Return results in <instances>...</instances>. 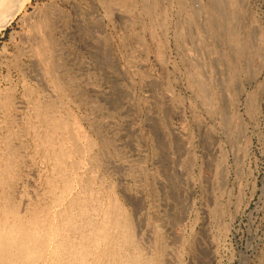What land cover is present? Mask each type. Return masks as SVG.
I'll return each mask as SVG.
<instances>
[{
	"label": "rangeland",
	"instance_id": "374dc122",
	"mask_svg": "<svg viewBox=\"0 0 264 264\" xmlns=\"http://www.w3.org/2000/svg\"><path fill=\"white\" fill-rule=\"evenodd\" d=\"M31 216L32 264H264V0H0L1 236Z\"/></svg>",
	"mask_w": 264,
	"mask_h": 264
},
{
	"label": "bare ground",
	"instance_id": "6f19581e",
	"mask_svg": "<svg viewBox=\"0 0 264 264\" xmlns=\"http://www.w3.org/2000/svg\"><path fill=\"white\" fill-rule=\"evenodd\" d=\"M6 15V14H5ZM11 15V14H10ZM13 15V14H12ZM11 17V16H10ZM9 18V17H8ZM9 20V19H8ZM7 21V20H6ZM5 23H7V22H5ZM4 23V24H5ZM2 25H3V23H2ZM52 174V173H51ZM67 174V173H66ZM58 176V175H57ZM68 176V175H67ZM73 177V176H72ZM71 177V178H72ZM54 179V178H53ZM57 179V178H56ZM55 179V180H56ZM63 179V178H62ZM46 180V179H45ZM49 180H50V178H49ZM54 180V181H55ZM59 180V179H58ZM50 181H53L52 179L50 180ZM49 182V181H48ZM56 182V181H55ZM90 183V182H89ZM49 184L51 185V183L49 182ZM46 185V184H45ZM54 186V185H53ZM52 186V187H53ZM76 186V185H75ZM56 187V186H55ZM70 187V186H69ZM64 188V187H63ZM55 189V188H54ZM62 189V188H61ZM66 189H68L69 190V188H68V186H67V188ZM43 190V189H42ZM50 190L52 191V189L50 188ZM67 190V191H68ZM49 191V190H48ZM63 191V190H62ZM37 192V191H36ZM53 192H55L54 190H53ZM77 192V191H76ZM91 192H92V190H91ZM58 193V192H57ZM64 193H66V192H64ZM69 193V192H68ZM71 193H73V192H71ZM59 194V193H58ZM57 194V195H58ZM70 194V193H69ZM51 195V194H50ZM63 195V194H62ZM61 195V196H62ZM71 195V194H70ZM78 194H76V196H77ZM80 195V194H79ZM90 195V194H89ZM64 196H65V194H64ZM76 196H72L73 198L74 197H76ZM55 197H56V195H55ZM60 197V195L58 196V198ZM92 197V196H91ZM97 197V196H96ZM40 198V197H39ZM42 198V197H41ZM57 198V197H56ZM81 198H82V195H81ZM98 198V197H97ZM36 199V198H35ZM54 199V198H53ZM64 199V198H63ZM69 199H71V198H69ZM83 199V198H82ZM81 199V200H82ZM103 199V198H102ZM42 200H43V198H42ZM46 200V199H45ZM52 200V199H51ZM60 200H61V198H60ZM66 200V199H65ZM68 200V199H67ZM66 200V201H67ZM77 200V199H76ZM44 201V200H43ZM42 201V202H43ZM54 201V200H53ZM56 201V200H55ZM72 201V200H71ZM85 201V200H84ZM42 202H41V204H42ZM51 202V201H50ZM63 202H65V201H63ZM98 202V201H97ZM54 203H56V202H54ZM53 203V204H54ZM66 203V202H65ZM69 204H70V201L68 202ZM67 203V204H68ZM85 203V202H84ZM87 203V202H86ZM88 203H90V202H88ZM104 203V202H103ZM35 204V203H34ZM45 204V203H44ZM48 204V203H47ZM62 204V203H61ZM108 204V203H107ZM36 205V204H35ZM52 205V204H51ZM59 205V204H58ZM65 205V204H64ZM73 205H75V206H77V207H79V210L81 211V213H85V210L87 209L84 205H83V203H81V202H79V201H75V202H73ZM93 205V204H92ZM104 205V204H103ZM110 205V204H109ZM43 206V205H42ZM54 206V205H53ZM67 206V205H66ZM106 206V205H105ZM29 207H31V206H29ZM39 207V206H38ZM44 207V206H43ZM42 207V208H43ZM62 207V206H61ZM60 207V208H61ZM64 207V206H63ZM67 207H69V206H67ZM88 207V206H87ZM96 207V206H95ZM45 208H47L46 207V204H45ZM49 208V207H48ZM56 208V207H55ZM59 208V207H58ZM75 208V207H74ZM86 208V209H85ZM94 208V207H93ZM98 208V207H97ZM102 208V207H101ZM35 209V208H34ZM77 209V208H76ZM65 210V209H64ZM89 210H90V208H89ZM118 210V209H117ZM65 211H67V210H65ZM108 211V210H107ZM39 212H41V211H39ZM46 212H47V210H46ZM64 212V211H63ZM75 212V211H74ZM74 212H72V213H74ZM87 212V211H86ZM43 213H44V211H43ZM71 213V214H72ZM76 213V212H75ZM74 213V214H75ZM90 213V212H89ZM99 213V212H98ZM35 214V213H34ZM45 214V213H44ZM51 214H53V211H52V213ZM51 214H49V215H51ZM76 214H78V213H76ZM29 215V214H28ZM62 215V214H61ZM86 215V214H85ZM88 215V214H87ZM60 216V215H59ZM65 216H66V214H65ZM68 216V215H67ZM106 216V215H105ZM110 216V215H109ZM109 216H108V218H109ZM119 216V215H118ZM9 217V216H8ZM28 217V216H27ZM30 217V216H29ZM28 217V218H29ZM38 217H40V216H38ZM46 217V216H45ZM71 217H72V215H71ZM73 217H75V216H73ZM79 217V216H78ZM27 218V219H28ZM50 218V217H49ZM76 218V217H75ZM80 218V217H79ZM81 218H83V217H81ZM96 218V217H95ZM102 218V217H101ZM111 218V217H110ZM118 218V217H117ZM17 219V218H16ZM41 219V218H40ZM45 219V218H44ZM43 219V220H44ZM70 219V218H69ZM102 219H104V218H102ZM9 220H11V219H9ZM9 220H8V222H9ZM15 220V219H14ZM42 220V221H43ZM56 220V219H55ZM93 220H94V218H93ZM97 220V219H96ZM3 221V220H2ZM53 221V220H52ZM72 221H73V219H72ZM77 221V220H76ZM79 221V220H78ZM87 221H89V220H87ZM44 222V221H43ZM46 222V221H45ZM45 222H44V224H45ZM75 222V221H74ZM85 222V221H84ZM99 222V221H98ZM16 223V222H15ZM49 223H50V220H49ZM49 223H48V225H49ZM62 223H64V221L62 222ZM71 223V222H70ZM79 223H81V222H79ZM68 223H66V225H67ZM73 225L72 226H74L76 229H79L80 231H83V228L84 227H81V226H79V227H77V225H75L74 223H72ZM85 225L87 224V223H84ZM90 224H91V222H90ZM98 224V223H97ZM115 225L116 226V224L117 223H114V222H112V221H109V219H105L103 222H101L100 224H98V225H96V224H92L91 225V227H90V231H89V233H85L84 234V238H86V239H88V237L89 236H91V239H92V241L94 242V245L96 244V243H99V241L101 240V241H107L108 239H109V237H110V235H109V233H108V226H110L111 227V225ZM6 225H7V223H6ZM47 225V226H48ZM51 225V224H50ZM56 225V224H55ZM69 225V224H68ZM38 226H40V221H39V219H37V217L36 216H31V218H30V220L25 224V225H22L20 222H18L17 224H15L13 227H11L10 228V233L8 232L7 233V235L6 236H4V237H2L3 235L2 234H0V264H32L34 261H39V259H42L43 258V254H42V252H43V250H44V248H45V245L46 244H48V242H49V236H47V234H43V233H41V235L38 233V230L40 229H38ZM52 226V225H51ZM65 226V225H64ZM69 227V226H68ZM2 228V227H1ZM44 229H46V227L44 228ZM57 229V228H56ZM64 229V228H63ZM73 229V228H72ZM68 230H69V228H68ZM85 230V229H84ZM87 230V229H86ZM54 231V230H53ZM6 232V231H5ZM47 232V231H46ZM58 232V231H57ZM65 232V231H64ZM63 232V233H64ZM1 233V232H0ZM74 233V232H73ZM79 233V232H78ZM122 233V232H121ZM62 234V233H61ZM65 234H67V233H65ZM68 234H71V233H69L68 232ZM2 235V236H1ZM11 235H13V236H11ZM53 235V234H52ZM63 235V234H62ZM83 235V234H82ZM117 235V234H116ZM55 236V235H54ZM53 236V237H54ZM120 236V235H119ZM122 236V235H121ZM73 237H75V236H73ZM51 238V237H50ZM66 238V237H65ZM77 238H79L78 236H77ZM55 240H56V238H54ZM57 239H59V238H57ZM61 239H63V238H61ZM123 239V238H122ZM113 240V239H112ZM111 240V241H112ZM125 240V239H124ZM75 241V240H74ZM78 241H79V239H78ZM77 240H76V242H78ZM83 241V240H82ZM82 241H80V242H82ZM88 241V240H87ZM90 241V240H89ZM110 241V242H111ZM73 242V241H72ZM92 243V242H91ZM102 243V242H101ZM115 243H116V240H115ZM50 244V243H49ZM86 244V243H85ZM85 244L83 245V246H85ZM89 244V243H88ZM55 245V244H54ZM59 245H60V248H68L69 250L72 248V245H70L69 243H59ZM117 245H118V243H117ZM88 246V245H87ZM91 246V245H90ZM99 247H100V245H98ZM102 246V245H101ZM122 246V245H121ZM77 247V246H76ZM118 247V246H117ZM74 248H75V246H74ZM79 248V247H78ZM81 248V247H80ZM56 249V248H55ZM83 249H87V248H83ZM83 249H81V250H83ZM118 249H120V247L118 248ZM131 249V248H130ZM74 250V249H73ZM112 250H113V248H112ZM61 251H63V250H61ZM88 251V249L85 251L84 250V252H82V251H80L81 253H84L83 255L84 256H87V252ZM89 251H91V249L89 250ZM94 251V250H93ZM74 252H75V250H74ZM77 252H79V251H77ZM79 252V253H80ZM113 252V251H112ZM57 253V252H56ZM63 253V252H62ZM66 253V252H65ZM70 253V252H69ZM78 253V254H79ZM91 253H93V252H91ZM115 253V252H114ZM52 254V253H51ZM76 254V253H75ZM74 253H73V255H75ZM88 254H90V253H88ZM69 255V254H68ZM80 255V254H79ZM82 255V256H83ZM106 255H108L109 256V254H106ZM46 256H47V254H46ZM64 256V255H63ZM76 256H78V255H75V257ZM81 256V255H80ZM81 256V257H82ZM95 256H97V255H95ZM103 256H105V255H103ZM80 257V258H81ZM98 257V256H97ZM36 258V259H35ZM48 258V257H47ZM65 258V257H64ZM66 258H68V257H66ZM65 258V259H66ZM78 258V257H77ZM79 258V259H80ZM104 258V257H103ZM107 258V257H106ZM69 259V258H68ZM82 259V258H81ZM98 259V258H97ZM121 259V258H120ZM70 261H72L71 259H69ZM75 259L73 258V261H74ZM77 260V259H76ZM85 259H83V261H84ZM100 260V259H99ZM112 260V259H111ZM37 261V262H38ZM51 261V264H68L69 262H66L65 263V261H67V260H65L64 261V259H62V258H59V257H55L53 260H49V262ZM82 261V260H81ZM82 261V262H83ZM94 261H95V259H94ZM101 261H102V259H101ZM42 262V261H41ZM76 262H78L79 263V260H77ZM85 262V261H84ZM81 263V262H80ZM102 263V262H101ZM107 263V262H106ZM44 264V263H43ZM73 264V263H72ZM82 264V263H81ZM95 264H100L97 260H96V262H95ZM107 264H109V263H107ZM126 264V263H125Z\"/></svg>",
	"mask_w": 264,
	"mask_h": 264
}]
</instances>
